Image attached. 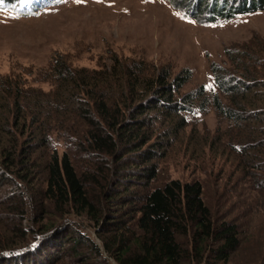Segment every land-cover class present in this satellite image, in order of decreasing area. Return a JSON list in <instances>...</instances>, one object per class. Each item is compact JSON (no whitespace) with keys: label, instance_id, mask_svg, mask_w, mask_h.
Segmentation results:
<instances>
[{"label":"trees","instance_id":"1","mask_svg":"<svg viewBox=\"0 0 264 264\" xmlns=\"http://www.w3.org/2000/svg\"><path fill=\"white\" fill-rule=\"evenodd\" d=\"M190 1L187 14L209 22L264 11V0ZM46 4L5 0L0 11ZM234 60L235 75L212 65V100L203 86L181 96L191 71L172 78L117 57L99 70L56 59L49 92L0 77V264H230L237 221L215 213L199 181L156 183L185 114L213 105L237 168L264 194V50Z\"/></svg>","mask_w":264,"mask_h":264},{"label":"rangeland","instance_id":"2","mask_svg":"<svg viewBox=\"0 0 264 264\" xmlns=\"http://www.w3.org/2000/svg\"><path fill=\"white\" fill-rule=\"evenodd\" d=\"M189 1L53 0L29 16L0 11V77L49 92L56 59L73 69L99 70L117 57L128 64L145 62L150 70L169 69L172 78L191 71L181 96L203 86L212 100L218 92L212 65L235 75L240 66L234 58L264 50V11L209 22L206 12L187 14ZM185 116L189 125L161 163L156 185L201 182L215 213L229 215L242 231L243 247L230 264H264V206L255 212L264 205V194L237 168L238 158L226 140L229 122L213 105L203 114Z\"/></svg>","mask_w":264,"mask_h":264},{"label":"snow or ice","instance_id":"3","mask_svg":"<svg viewBox=\"0 0 264 264\" xmlns=\"http://www.w3.org/2000/svg\"><path fill=\"white\" fill-rule=\"evenodd\" d=\"M21 2L23 3L24 0H21ZM76 2L79 3V2H81V0H76ZM4 3H5V0H0V10H3ZM181 18H183V17H181Z\"/></svg>","mask_w":264,"mask_h":264}]
</instances>
